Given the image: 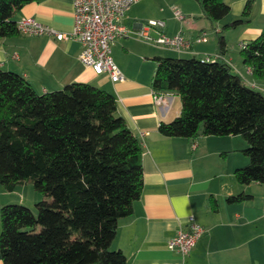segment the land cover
Returning <instances> with one entry per match:
<instances>
[{"label": "trees", "instance_id": "trees-1", "mask_svg": "<svg viewBox=\"0 0 264 264\" xmlns=\"http://www.w3.org/2000/svg\"><path fill=\"white\" fill-rule=\"evenodd\" d=\"M38 0H0V38L20 33L14 14ZM214 23L229 13L224 0H195ZM224 24L235 28L249 15ZM220 52L226 49L218 36ZM253 80H264V28L239 49ZM153 92L180 98L179 114L160 122L165 136L239 135L247 162L233 170L240 184L264 185V94L229 63L196 56H154ZM141 139L117 113L115 95L72 81L39 93L20 73L0 67V184L10 191L30 182L41 194L32 210L0 207L4 264H124L112 248L117 222L142 191ZM252 197L239 192L228 203Z\"/></svg>", "mask_w": 264, "mask_h": 264}, {"label": "crops", "instance_id": "crops-1", "mask_svg": "<svg viewBox=\"0 0 264 264\" xmlns=\"http://www.w3.org/2000/svg\"><path fill=\"white\" fill-rule=\"evenodd\" d=\"M224 1L230 7L229 13L211 23L195 0H136L122 17L131 31L111 43L112 58L123 75L118 81L82 65L77 57V40L22 33L0 38L1 68L20 73L39 93L72 81L89 82L111 91L117 113L140 137L142 191L131 213L118 220L112 242L113 249L124 253V264H165L174 260L177 255L168 247V240L180 227H186L190 215L205 231L184 264H264V185L240 184L233 175L235 167L247 162L244 155L235 153L246 142L239 135L199 134L187 138L160 134L159 123L176 117L181 103L178 94L172 93L167 107L156 106L151 87L154 56H216L229 63L234 72L241 76L243 72L252 80L239 49L264 28V0H251L249 15L235 28L223 26L241 16L247 0ZM174 10H179L183 18L176 19ZM22 16L69 31L73 26L72 0L32 1L17 10L13 19ZM149 19L164 21L162 28L150 29L153 37L159 32L180 33L188 46L178 51L140 39L135 30ZM220 34L226 44L223 52L218 43ZM239 192L252 197L236 203L226 201L228 195ZM40 197L30 182L19 183L10 191L0 184V207L9 202L31 207ZM0 264H4L1 254Z\"/></svg>", "mask_w": 264, "mask_h": 264}, {"label": "built area", "instance_id": "built-area-1", "mask_svg": "<svg viewBox=\"0 0 264 264\" xmlns=\"http://www.w3.org/2000/svg\"><path fill=\"white\" fill-rule=\"evenodd\" d=\"M136 0H72L73 26L69 31H61L50 25L41 23L31 16H22L15 20L16 29L26 35H46L56 40H77L80 43L78 60L86 67H90L95 74H107L111 81L123 78L122 72L111 55V43L128 35L131 31L123 22L125 11ZM176 19H182L179 10H174ZM164 21L149 19L144 25L135 30L136 36L145 42H152L167 49L181 50L188 46V42L180 34L166 35L159 32L156 37L150 33L151 28H162ZM198 39L204 40V36ZM244 44H241L243 46ZM215 59L214 57H204ZM247 82L246 80H244ZM253 85V83H250ZM172 93L153 92V100L158 107H167ZM205 228L190 215L186 227H180L174 236L168 240V247L174 250L176 258L165 264H184L186 255L194 246Z\"/></svg>", "mask_w": 264, "mask_h": 264}, {"label": "rangeland", "instance_id": "rangeland-1", "mask_svg": "<svg viewBox=\"0 0 264 264\" xmlns=\"http://www.w3.org/2000/svg\"><path fill=\"white\" fill-rule=\"evenodd\" d=\"M171 56H175V55H171ZM244 69V68H243ZM241 74H242V76H243V78H245V80H247V83L248 84H250V83H254V81H256V84H255V88L256 89H259L263 94H264V89H263V87H262V85L261 84H263L264 85V80H253V78H252V80H250V79H248V77L246 76V75H244V73L243 72H241ZM237 155H243L242 154V152L241 151H238V152H235ZM31 207V209L32 210H34L35 211V208H34V204L33 205H30Z\"/></svg>", "mask_w": 264, "mask_h": 264}]
</instances>
